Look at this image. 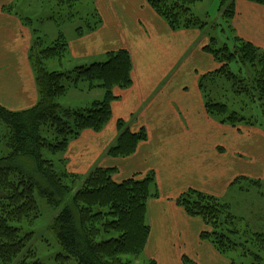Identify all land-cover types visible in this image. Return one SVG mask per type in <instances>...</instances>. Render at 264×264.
I'll use <instances>...</instances> for the list:
<instances>
[{"label":"trees","instance_id":"1","mask_svg":"<svg viewBox=\"0 0 264 264\" xmlns=\"http://www.w3.org/2000/svg\"><path fill=\"white\" fill-rule=\"evenodd\" d=\"M65 1L70 7L76 0ZM201 1L147 0L172 30L205 26L208 22L191 12V6ZM248 1L259 3L264 9V0ZM218 11H222L224 19H231L235 13V0H220ZM90 15L95 17L93 21L89 20ZM76 18L77 35L93 30L100 23L95 8L82 17L70 10L60 23ZM44 43L42 36H35L29 49L39 92L36 104L22 111H11L0 105V129L3 125L7 127L5 139L10 149L7 155L0 156V264L13 263L30 242L33 233L21 235V227L12 223L30 222L39 217L37 190L49 203L63 205L54 216L51 227L65 252L59 254L58 259L73 257L78 264H131V259H124V256L139 257L150 233L146 216L147 201L157 195L154 173L149 172L141 179L132 177L115 182L111 177L113 168L96 167L81 177L66 170L58 173L53 161L42 156L43 149L62 154L69 142L83 130L98 132L105 127L112 115L111 102L117 98L113 89L127 88L132 83L131 55L122 48L107 52V59L101 62L76 66L68 72L51 70L47 63L51 60L60 63L67 55L68 42L59 33L49 45ZM217 44L215 38H210V43L203 47L220 64L200 76L204 109L220 123L238 126L244 122L254 126L258 124L256 119L229 110L227 102L216 101L211 94L214 95L216 79L233 81L237 96H249L251 102H242L243 106L256 102L264 116V51L238 36L232 44L224 43L220 47ZM233 63L249 66L251 77L241 76V66L238 72H234ZM80 82L87 83L88 90H102L101 99L85 106H61L58 99L69 89L78 87ZM207 82L212 84L210 90L206 87ZM127 126L125 120L117 121L119 134L105 151L106 155L129 156L140 142L147 139L144 127L132 132ZM42 127L52 131L54 137L42 136ZM61 160L64 164V159ZM30 169L33 170L32 176ZM176 201L189 216H200L210 227L201 232V237L209 240L218 252L233 248L244 237V242L255 243L258 247L253 264L263 260L259 250L264 249V233L241 230L240 219L231 213L227 202L193 188L184 191ZM102 233L110 236L98 241ZM29 255H33L31 250L25 252L23 258ZM20 264L28 263L21 261ZM145 264L156 262L148 259ZM183 264L196 263L184 257Z\"/></svg>","mask_w":264,"mask_h":264},{"label":"crops","instance_id":"2","mask_svg":"<svg viewBox=\"0 0 264 264\" xmlns=\"http://www.w3.org/2000/svg\"><path fill=\"white\" fill-rule=\"evenodd\" d=\"M94 2L93 8L100 17V23L93 30L77 35L75 29L78 22L54 21V38L59 33L65 36L67 55L60 63L51 60L47 64L51 65V70L68 72L76 66L104 61L107 52L125 48L130 52L133 63L132 83L127 88L113 89L117 98L111 102L112 115L103 129L98 132L83 130L69 142L62 153L65 170L78 174L79 164L89 171L96 167L113 168L111 177L115 182L132 177L141 179L153 172L155 180L165 182L167 187L164 192V187H158L156 182L157 195L151 197V202V198L147 201V213L149 211L150 215V208H153L151 214L157 212L162 216L160 222L146 220L149 221L150 233L143 251H146L148 259L156 264H183V258L187 257L198 264L197 260L201 261V258H218L220 252L209 240L201 237V232L209 227L201 218L189 216L176 201L184 191L195 187L181 185L180 191L174 194L173 186L179 182L187 183L188 177H195L202 188L195 189L221 198L208 188L226 194L235 180L246 177L244 170L250 169L251 165L258 167V164H251L250 161L255 160L251 159V153L258 155L264 147V131L253 128V125L228 126L206 113L199 79L215 70L219 63L209 53L210 58L202 54L205 52L203 47L209 43L207 41L197 43L190 50L200 32L172 30L147 0ZM238 2L235 0V10L240 14L242 10ZM241 3L247 8L241 22L245 27L241 38L264 50V9L246 0ZM0 16V105L11 111L26 110L39 99L29 59L35 31L26 22L31 20L13 13L12 6H3ZM126 26L131 29H125ZM191 53L195 62L203 64L201 66L206 69L186 67ZM182 78H189L190 85L181 88L178 80ZM152 82L163 88L165 100L157 112L141 114V108L148 105V102L142 104L141 95L150 90ZM189 86L192 94L187 93ZM75 89L84 90L87 86L80 82ZM88 91L95 93V97L76 106L88 105L103 95L100 89ZM173 97L178 103L173 102ZM58 103L74 107L63 105L61 98ZM130 103L127 110H122ZM133 114L140 116L133 127L127 126L128 129L136 132L144 127L147 139L140 142L129 156L106 155L105 151L119 134L117 121ZM240 141L242 145L232 146ZM251 144L255 147L252 151ZM150 146L155 152L162 151L168 158L165 168L154 164L156 153L148 156L145 149ZM114 174L120 179H116ZM207 186L206 191H202Z\"/></svg>","mask_w":264,"mask_h":264},{"label":"rangeland","instance_id":"3","mask_svg":"<svg viewBox=\"0 0 264 264\" xmlns=\"http://www.w3.org/2000/svg\"><path fill=\"white\" fill-rule=\"evenodd\" d=\"M238 1H239L238 2L239 8L242 10V12L239 14L235 10L234 16L229 20L223 18L222 11H218L220 0H203L191 6V12L195 16H199L202 19H205L208 23L201 28L196 27L198 29L187 28L190 29L191 32H195V31L200 32L192 48H190V50L194 49L197 43L202 44V42L204 41L210 43V38H215L218 41L217 46L220 47L224 43L232 44V41L234 40L235 36L241 37L243 30H245V27H243L241 22L243 21L246 15L245 13L247 12V8L241 3L244 2L245 0H238ZM248 2H251L256 5L259 4L252 1H248ZM94 3H95L94 0H76L72 2V6L67 7V5H69V2L65 0H0V7L2 9L3 6H8V7L12 6L13 13L19 14L23 19H30L31 20L30 22L26 21L27 24L29 23L28 26L30 27L31 30L36 31V33H34V36L43 37V39L45 40L44 45L46 46L49 45L55 39L54 38L56 36V26L54 24L55 20L60 21L62 19H65L66 15L70 10H72V12L76 13V15L80 17L89 15V13H91V9L94 7ZM1 9H0V13H1ZM89 18L90 21H93L95 19L93 15H90ZM74 21L78 22V19L76 18ZM127 28L131 29L129 26L125 27V29ZM202 54L210 58V55L208 53L203 52ZM106 59L107 57L105 58V60ZM210 60L211 63L213 64V60L212 59ZM201 65L203 64H197L195 62L193 58V54L191 53L190 58L187 61L186 67L188 66V67H197L198 69L199 68L206 69L203 68ZM208 65L211 64H205V66ZM219 65L220 64H218V67ZM240 66H241L240 63H233L232 70L234 72H238ZM241 68H242V73H241L242 77H246V76L251 77L252 72L249 66L246 67L241 66ZM215 81L216 82L214 83V87H216V89L214 90V95L211 94V98L216 101L227 102L229 106V110L231 111L236 110L245 117H252L256 119L258 124H255L253 128H258L259 130L264 131V116L259 107V104L254 102L251 103L248 107H244L242 102H251L249 96L246 97L237 96L236 93L234 92V88L236 86L234 85L233 81H226L222 78L216 79ZM189 83H190L189 78H182L178 80V84L181 88L190 85ZM209 83L208 82L205 83L206 87L209 88L208 90H210L212 86V84ZM156 86H157L156 83L152 82L150 90L142 93L141 95V101L143 102L142 104L144 105L146 104V102H148V105H144L141 108V110H143L141 114L145 112V115H149L152 114L153 112H157L158 110H160V106L162 104L161 102H164L165 99L162 92L163 88L161 87L159 88V86L157 87ZM188 88L189 90L187 91V93L189 92L190 94H192V88L190 86ZM100 92L103 91L101 90ZM93 97H95V93H89L87 89L81 90V89L71 88L70 92L68 91L66 96L61 98V103L63 105L76 106V105H80L81 102L90 101V99H93ZM173 98H174L173 102L178 103L177 98L176 97ZM129 105H131V103L124 105V108L122 110H127ZM139 116L140 114H138L137 116L133 114L132 116L123 120L126 121L128 126L133 127L134 124L137 122V118L139 119ZM144 121L146 122L147 120ZM227 125L231 126L229 124ZM239 126L247 127L251 125L241 122ZM1 127L2 128L0 129V151H1L0 153L2 155H7L10 151L5 139L6 138L5 135L7 136L6 133L8 132V129L5 125ZM41 135L44 137H49L50 139L54 137V135L52 136V131H47L45 127L41 128ZM237 145H242L241 141L232 144V146L235 147ZM250 148L252 151L254 150L255 147L251 144ZM145 151L146 153H148L149 157L152 153H156L157 156L155 158L154 164L159 166L160 168H165L164 165L169 163L168 158H166V156L162 151L158 150L157 152H155L154 150L151 149V146L147 147ZM251 155H252L251 159H255L253 161H250L251 164H258V167H254L251 165L250 169L244 170L246 177L240 178L238 181H235L233 187H230L227 190L226 194H221L216 190H212L211 188H208V186L203 188L202 191H206L207 188L210 189V191L213 192L215 191V193H217V195L221 197L219 199L222 202L223 201L227 202L230 206L231 213L240 219L239 225L241 230H249L250 232L264 233V147L260 149L258 155L252 153ZM42 156L45 159H51L53 161L55 165V170L58 173L65 171L66 166L63 164L61 160L62 159L61 153L52 154L49 150L43 149ZM83 167H84L83 164H79L78 175H80L81 177L89 173L88 172L89 170H86ZM29 174L31 176L33 175L32 169L29 170ZM114 177L116 179H120L119 175L114 174ZM188 178L189 179L187 183L179 182L177 184H174L172 189L174 194L180 191L181 185L184 186L187 185V187H195L197 189H202L200 188L201 184L198 183L199 181L195 177H188ZM156 182L158 184V187L161 186L164 187L162 191L165 192L167 187L165 182H161L159 180H156ZM208 193H212V192H208ZM71 195L69 197H71ZM0 196H1V191H0ZM36 200L39 206V213H40L38 218L30 222L25 220L22 223H12L13 225L21 227V231H20L21 235L29 232H32L33 235L31 236L30 242L27 243L21 256H19V258H17L11 264H20L21 261H25L28 264H78L73 257H70L67 260L58 259L59 254H65V252L61 248L58 239L56 237V234L51 227L54 216L63 206L62 203L61 205L59 204V206H55L52 203H49L46 199V196L42 195L39 190L36 191ZM151 200L152 198L149 201L151 202ZM151 209L153 208H150V215L148 211L146 220L149 219V221H152L154 223L160 222L162 219L161 214L157 212H153L151 214ZM199 218L201 217L199 216ZM163 219L164 221H166L165 218ZM149 221H147V223ZM204 224L206 223L204 222ZM208 229H210V227ZM109 236L110 235L108 234L102 233L98 237V241L105 240ZM243 240L244 237L240 240V243L235 245L233 248L225 252L218 253V258H201V261L197 260V263L198 264H253L255 255L257 254L256 251L258 250L256 248L258 247L255 243L253 244L251 242H244ZM28 250H31L33 255L32 256L29 255L28 257L23 258V254ZM259 253L261 256L259 254L258 255L260 256V258H263V260L260 261L258 264H264V249L259 250ZM127 258L131 259L132 262L131 264H145L148 261L146 251H143L140 254V256L137 258L124 256V259Z\"/></svg>","mask_w":264,"mask_h":264}]
</instances>
